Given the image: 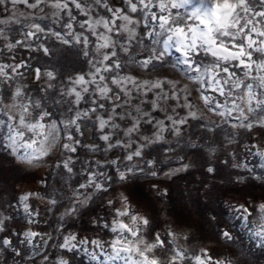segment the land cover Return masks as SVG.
Returning a JSON list of instances; mask_svg holds the SVG:
<instances>
[{"label": "snow or ice", "instance_id": "snow-or-ice-1", "mask_svg": "<svg viewBox=\"0 0 264 264\" xmlns=\"http://www.w3.org/2000/svg\"><path fill=\"white\" fill-rule=\"evenodd\" d=\"M0 6L8 13L0 15V57L7 53L10 61L0 59V87L11 86L0 94V116L7 117L0 118V127L7 128L0 136V149L10 150L30 167L52 160L60 177V187L50 193L26 191L19 196L29 224L40 223L36 217L41 212L29 203L39 199L46 201L48 211L63 207L57 220L60 231L69 219L82 215L98 194L108 193L114 179L107 168L115 170V182L124 188L140 176L155 178L162 173L171 179L187 172L195 161L182 155L183 149L176 152L168 137L174 138L176 147L182 143L197 147L195 140L182 139L193 121L207 132L228 125V145L236 143L243 131L254 140L245 145L246 150L264 159V0H119V4L0 0ZM73 48L78 49L75 55L86 58L88 72L65 74L55 64L48 66L52 58ZM21 49L32 55L18 58ZM172 52L178 54L175 64L182 66L183 76L178 79L165 71ZM37 53L46 58L40 67L31 63ZM25 73L43 81L40 98L30 96L26 84L20 83ZM152 74L156 78H143ZM49 101L62 110L54 112L47 106ZM85 101L88 107H82ZM89 123L102 143L86 136ZM164 144L169 146L162 157L151 155L150 150ZM115 149L123 154L110 158ZM81 151L87 159H81ZM208 152L214 155L217 148L209 146ZM173 161L176 167L170 166ZM230 166L252 173L235 156ZM206 171L213 174L217 169L209 165ZM76 176L83 182L74 180ZM252 178L264 183V176ZM247 179L237 173L235 182L244 184ZM153 187L158 195H167V188L161 190L155 183ZM107 204L111 219L96 217L90 223L110 233V238L104 239L100 231L92 236L61 233L54 245L61 252L51 264H71L67 253L77 251L85 253L91 264H234L207 247L180 246L178 241H189L187 232L169 226L162 235L156 231L157 221L137 210L124 192ZM226 204L264 245V198L258 203ZM208 211L214 213L212 208ZM8 219L0 211V233L5 234L0 235V250L14 243L7 232ZM211 222L220 223L215 214ZM22 234L21 243L33 245L37 254L52 239L51 233L31 227ZM215 236L225 243L234 240L227 227ZM48 261L45 253L42 264Z\"/></svg>", "mask_w": 264, "mask_h": 264}, {"label": "rangeland", "instance_id": "rangeland-1", "mask_svg": "<svg viewBox=\"0 0 264 264\" xmlns=\"http://www.w3.org/2000/svg\"><path fill=\"white\" fill-rule=\"evenodd\" d=\"M115 2L119 4V0H115ZM4 7L0 6V15L6 17L8 13L3 11ZM7 8L11 11L12 5L9 3ZM99 11L102 12L103 10ZM12 27L16 28L17 26L12 25ZM53 27L58 28L59 26L53 25ZM56 47L59 48L60 46L57 44ZM77 51V48H73L71 56L68 55L69 52L67 51L58 54L52 58L48 66L55 64L56 68L65 74H75L79 71L88 72L89 66L86 63V58L82 55H75ZM16 55L18 58L23 57L27 60L32 54L21 49ZM35 55L37 58L31 61L32 65L34 67L42 66L46 58H42L39 53ZM6 57L7 53L0 59H3L4 62H10ZM177 57L178 54L172 52L166 65L165 71H167L170 78L178 79L183 76L182 66L175 64ZM69 59L71 60L70 67ZM143 78L154 79L156 77L152 74L145 75ZM61 82V80L57 81L58 84ZM20 83L26 84V91L33 98H40L43 95L40 91L44 86L43 81L37 82L25 73V78ZM10 88V85L0 87V94L6 93ZM47 106L54 112H58V109H60V106L53 105L50 101ZM63 107L66 108L67 105ZM82 107H88V103L85 101ZM0 118L7 120L5 116H0ZM57 118L59 119L61 116L57 114ZM213 119L218 120L216 117H213ZM221 128L222 130H217L218 134L217 132H207L200 127L198 122L193 121L192 125L185 129L182 139L184 141L195 140L197 147H185L183 143L176 147L174 138L168 137L172 141V146L175 147L176 152H181V149H183L181 154L186 155L189 161H195L193 168L171 179H165L162 173L155 178L140 176L138 179L130 181L127 187L124 188L118 182H115V170L107 168L106 171L113 175L114 179L108 193L98 194L95 201L89 205L82 215L69 219L60 231H57V220L60 212L64 210L63 207H60L59 211L56 208L48 211L49 206L46 201L30 200L31 206L41 212V216L36 217L40 223L31 225L28 223L29 218L24 212L23 206L19 203V196L26 191H37L44 195L46 192L50 193L52 188L60 187V183H58L60 177L56 175L52 160L30 167L20 163L10 150L0 149V211L9 217L7 232L12 233L10 238L14 241L11 247L0 250V264H42V256L45 253L49 256L47 264H51V261L61 252L54 245L60 242L61 233L66 235L69 231L79 232L83 236H92L96 231H100V235L104 239L110 238V233L97 229L90 221L96 217L110 220L111 208L107 204V200L109 198L117 199L121 192H124L130 198L137 210L157 221L156 231H159L162 235L169 226L176 232H187L190 239L187 242L178 241L180 246L187 244L193 250L207 247L215 254L233 260L234 264H264V245L261 244L258 238L253 236L251 230L235 213L228 210L226 204V201H230L232 204L253 201L258 203L261 198H264V183L252 178V176H264V159L252 155L246 150L245 145L254 142L246 133L242 131L241 134L237 135L236 143L228 145L225 143V134L230 129L228 125H222ZM89 129L90 131L86 133L88 139H95L97 143H102L98 140V135L91 123H89ZM6 133L7 128L0 127V136ZM168 146L167 144L155 146L154 149L150 150L151 155L162 157L163 149ZM209 146L217 148L214 155L209 154ZM122 154L120 149H115L108 155L110 158L115 159ZM96 155L97 157L101 156L99 153ZM233 156L247 164L252 169V173L249 174L246 170L241 172L240 169H233L230 166ZM87 158L88 154L81 151V159ZM209 165L214 166L217 171L208 174L206 169ZM170 166L176 167L177 163L173 161ZM79 167L78 164L77 168L79 169ZM161 167L165 171L168 170V166L162 165ZM237 173L248 176L244 184L235 182ZM74 180L83 182L81 176L74 177ZM154 183L161 190L167 188V195H158L153 187ZM62 203L66 205L67 200L62 201ZM209 208H212L214 213L209 212ZM213 214L217 216L220 221L219 224L211 222ZM44 221H47V223ZM28 227L52 234L49 245L39 249V254H37V250L33 245L26 242L21 243L24 241L22 233ZM225 227L231 230L234 237L233 241L225 243L215 236L218 230L225 229ZM0 235L5 234L0 233ZM16 252H20V255H16ZM67 256L71 258V264H91L87 255L83 252H69Z\"/></svg>", "mask_w": 264, "mask_h": 264}, {"label": "clouds", "instance_id": "clouds-1", "mask_svg": "<svg viewBox=\"0 0 264 264\" xmlns=\"http://www.w3.org/2000/svg\"><path fill=\"white\" fill-rule=\"evenodd\" d=\"M68 55L71 56V53H69ZM68 63H69V67H70L71 66V60L70 59H69Z\"/></svg>", "mask_w": 264, "mask_h": 264}]
</instances>
